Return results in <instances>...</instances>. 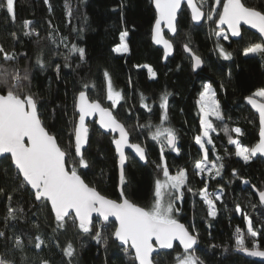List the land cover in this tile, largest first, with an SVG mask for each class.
Wrapping results in <instances>:
<instances>
[{"label":"trees","instance_id":"trees-1","mask_svg":"<svg viewBox=\"0 0 264 264\" xmlns=\"http://www.w3.org/2000/svg\"><path fill=\"white\" fill-rule=\"evenodd\" d=\"M195 1L205 13L211 8L219 12L223 3ZM241 1L247 7L264 11V0ZM14 17L0 9V46L14 56L5 60L4 53H0V70L19 72L21 76L27 71L28 79L21 80L13 90L21 98L31 95L36 100L43 126L66 152L68 169L77 167L89 186L108 199L119 200L117 158L111 135L88 124L83 157L89 166L83 168L76 163L79 159L74 155L73 142L75 101L83 90L91 101L111 109L125 125L131 142L145 148L144 166L128 155L121 184L126 199L148 210L154 203L156 181L164 179L162 168L166 165L170 175L184 170L186 183L182 198L175 201L178 211L174 218L197 235L195 255L203 264H264L237 253L236 244L239 235L249 250L254 241L259 242L258 250H264V209L250 189L264 190V163L259 158L245 163L228 141L237 139L249 148L258 141L257 117L244 104L245 98L255 97L257 90L264 89V58L260 54L243 55L245 47L261 43L255 34L242 29L239 40L217 38V15L196 27L183 8L177 33L171 39L173 57L162 64L161 50L151 44L155 21L151 0H14ZM25 22H30L27 28ZM125 30L129 50L116 53L113 49L121 43L120 35ZM25 32L30 35L25 36ZM218 44L232 53L230 60L219 55ZM73 45L85 49L83 59L78 53L69 52ZM185 45L202 60V67L196 72L183 51ZM38 57L44 67L37 64ZM145 66L153 69L154 78ZM109 79L113 90L122 96L115 107L107 99ZM13 84L15 81L9 78L8 85H0V93L6 94ZM205 85H211L215 92L223 117L213 119L216 131L210 136L213 143L208 150V159L223 164L220 176L199 174L195 169V163L204 155L194 138L201 132L198 97ZM164 94H169L166 120L160 108ZM141 96L145 99L141 100ZM256 98L264 102V98ZM145 103L148 108L143 107ZM225 128L230 136L224 133ZM235 128H240L242 135L233 131ZM158 129L174 131L179 151L168 150L163 136L152 139ZM14 172L9 160L0 161V231L5 233L0 237V258L8 264H135L132 252L113 240V222L103 225L94 220L89 234L82 233L71 222L66 231L57 228L49 205L42 208L27 187L21 189V178L13 180ZM205 188L215 201V218L207 215L208 207L201 199L200 191ZM216 194L221 196L220 200H215ZM237 205L240 212L236 211ZM10 207L16 210V218L6 221ZM245 217L251 218L254 230L261 235L251 237ZM97 231L101 233L100 241L95 238ZM37 236L45 241L39 249L34 246ZM16 237L22 241L20 248L15 247ZM68 243L74 249L72 257L64 253ZM181 254L183 251L175 246L171 251L156 254L153 261L177 264L176 258Z\"/></svg>","mask_w":264,"mask_h":264},{"label":"snow or ice","instance_id":"snow-or-ice-1","mask_svg":"<svg viewBox=\"0 0 264 264\" xmlns=\"http://www.w3.org/2000/svg\"><path fill=\"white\" fill-rule=\"evenodd\" d=\"M156 10V18L154 21L152 40L156 45H162L164 56L167 57L172 50V43L165 39L162 24L173 34L177 32V13L181 10L184 0H153ZM188 8L191 9V20L199 22L205 16L200 7L196 5L194 0H186ZM216 4L220 5L221 0H216ZM0 9L6 10L14 19V0H0ZM213 14L218 16L215 21L217 25H227L232 37L241 36V23L249 25L252 29L257 30L261 37H264V11L255 7H247L241 0H223L222 11L216 12L212 10L207 15L208 20H212ZM30 22H25L24 27H28ZM14 35V34H13ZM25 36L30 35L29 32L24 33ZM217 38L223 37L228 39L227 33L224 31H216ZM128 36L127 30L120 35L121 43L116 46L113 51L116 53L128 52V44L125 38ZM219 55L225 60L232 58V53L227 52L220 44L217 45ZM185 51L192 52V49L185 45ZM70 53H78L80 58L85 56V49L75 45L69 50ZM0 53H4L5 60H12L14 56L5 52L0 46ZM260 54L264 58V43H253L243 49V55ZM68 57L66 56V60ZM194 69L199 68L202 60L199 56L193 54ZM37 64L44 67L43 61L38 57ZM67 66V64L65 65ZM148 72L151 77H155L156 73L150 66ZM59 72V66H57ZM105 76L108 73L105 72ZM9 78L15 81L6 95H0V160H9L10 165L14 167L13 180L22 177L19 187L21 189L30 186L31 195L36 202H39L42 208H47L54 213V221L57 228L67 230V226L71 222L73 226L84 233L89 234L92 227V214L97 213L103 221H108L109 217H115L118 221L113 235L122 245H129L135 250V259L139 264H154L153 253L158 249H173L174 241H178L183 247V254L177 256V264H203V261L195 255L194 246L197 244V235L191 234L189 230L174 218V213L178 211L175 208V201L183 196V186L186 183V173L184 170L179 171L175 175H170L169 169L165 165L162 168L164 179H158L155 183L154 203L148 210L143 207L136 206L128 199H124L122 203L110 200L102 196L94 187L89 186L78 174L77 167L68 169L66 167V152L61 149L54 135L50 134L43 126L38 115V106L36 100L31 95L21 98L13 89L19 87L21 80H27V71L21 76L19 72H8L0 70V85H8ZM87 87V86H85ZM169 94L161 96L160 108L164 110L167 119V108ZM215 92L211 85H206L204 91L200 94V112L202 114L201 128L202 135L195 136V143L203 150V159L195 163V169L199 173H207L212 176L221 175L223 164L218 165L208 162L207 144H212L210 132H215L212 121L209 117L214 116L216 120H223L220 113V106L215 98ZM255 97L264 98V89L257 90ZM107 99L112 102L115 107L122 99L121 93L113 91L111 80L108 81ZM145 98L141 96V100ZM248 103L252 105L259 113L260 118V139L254 147H245L237 139H229V143L235 145V155L240 157L245 163L255 157L258 153L264 156V103L258 102L252 97L247 98ZM143 107L148 108L145 103ZM75 108L78 111V124L75 126V150L74 155L79 157L76 162L78 166L87 168L89 165L83 157L82 148L88 141L89 129L86 126V117L93 115L99 116V124L103 129L110 130L112 133H119V138L114 139L115 151L119 156V164L121 166V183H124V165L126 162L125 148L134 150L140 161L146 162V151L139 143L129 142V133L125 129V125L118 121L116 116L106 108L101 107L100 103L92 102L81 90L75 101ZM150 110V109H149ZM225 133L229 130L224 129ZM237 134H241L240 128L233 129ZM163 136L164 142L174 151L176 148V135L171 129H158L153 135V140H159ZM27 140V143L25 142ZM164 144H161L163 151ZM5 154H10L6 156ZM159 167V165H158ZM7 170L5 169V172ZM247 183V181H245ZM191 191V189H189ZM203 202L207 205V215L215 218L217 216V208L215 201L211 198L207 189L200 191ZM11 201L12 197H8ZM221 196L216 195L215 200H220ZM259 201L264 204V190L259 191ZM15 211L11 207L8 209V218L15 219ZM236 211L240 212L239 205ZM74 213V217H73ZM247 221V232L251 237L256 238L261 233L254 230L251 218L245 217ZM78 221V225L76 222ZM36 227H39L36 225ZM56 228L53 229V232ZM237 233L240 229L237 228ZM5 233L0 231V237H4ZM97 241L101 240V233L97 231L95 234ZM35 247L41 248L45 241L39 236L36 238ZM31 242V241H30ZM107 243V239H104ZM238 251L245 253L251 257H264V250H258L259 242L254 241L253 249L244 246V240L237 236ZM15 247H22V241L19 237L15 238ZM64 253L68 257H72L74 249L71 243H68L64 249ZM0 264H8L4 259L0 258ZM42 264H48L42 261Z\"/></svg>","mask_w":264,"mask_h":264},{"label":"water","instance_id":"water-1","mask_svg":"<svg viewBox=\"0 0 264 264\" xmlns=\"http://www.w3.org/2000/svg\"><path fill=\"white\" fill-rule=\"evenodd\" d=\"M194 2L196 3V1L194 0ZM242 2V1H241ZM151 4H152V8H153V10H154V12H155V18H156V10H155V5H154V2H153V0H151ZM196 5H197V3H196ZM198 6V5H197ZM199 7V6H198ZM183 8H185L186 9V11L188 12V14H189V17H190V21H191V23L194 25V26H196V27H198V26H200V25H202V23L205 21V18H206V13L201 9V11L202 12H204L205 13V16L201 19V21H199V22H194V21H192L191 20V9L190 8H188V6H187V3H186V0H184V2H182V5H181V10L180 11H178V13H177V22H178V16H179V14L181 13V11H182V9ZM220 11H222V6H221V9H220ZM216 20H218V17H217V19ZM153 26H154V23H153ZM153 26H152V29H151V44L154 46V47H156L157 49H159V50H161V52H162V64H166V62L170 59V58H172L173 57V54H174V46L172 47V50L170 51V53H169V55L167 56V57H165L164 56V50H163V46L162 45H156L155 43H154V41L152 40V32H153ZM215 26H216V28L218 29V30H224L225 31V33H227V35H228V38L230 39V40H232V41H236V40H239L240 38H241V36L240 37H232V35H231V32H230V30H228V28H227V25H217V23H215ZM241 28H244V29H246V30H248V31H250V32H252L253 34H255L261 41H262V43H264V37H261L260 36V34L257 32V30H255V29H252L249 25H245V24H243V23H241ZM162 31H163V34H164V37H165V39H168L169 41H170V43H172L171 42V39L172 38H174L175 37V35H176V33L175 34H173V33H171L167 28H166V26H164L163 24H162ZM172 45H173V43H172ZM183 51H184V53L191 59V62H192V70H193V72H196L198 69H200L201 67H202V65H203V63L201 64V66L199 67V68H195L194 69V67H193V65H194V61L192 60V56H193V53L192 52H188V51H185V46L183 47ZM7 94V93H6ZM6 94H1L0 93V95H6ZM87 95V94H86ZM78 96V95H77ZM88 97V96H87ZM77 98V97H76ZM248 98V97H247ZM247 98H245L244 99V104L249 108V110L257 117V123H258V141L256 142V143H258L259 142V139H260V135H259V133H260V118H259V113H258V111L255 109V108H253L252 107V105L251 104H249L248 103V100H247ZM253 99H255V100H257L258 102H261L260 100H258L257 98H255V97H252ZM90 100V99H89ZM91 101V100H90ZM92 102H97V101H92ZM99 103V102H98ZM263 103V102H262ZM101 105V104H100ZM101 107H103V108H105L103 105H101ZM106 109H108L109 111H111L112 112V110L111 109H109V108H106ZM75 113H76V116H77V118H76V124H75V126L78 124V111H77V109L75 108ZM88 124H94L95 126H96V128L102 133V134H104V135H111L114 139H116V138H119V133L117 132V133H112L110 130H106V129H103L101 126H100V124H99V116L98 115H93V116H90V117H86V126L88 127ZM127 131V130H126ZM128 132V131H127ZM114 141V140H113ZM25 142L27 143V140L25 139ZM73 142H74V150H75V127H74V137H73ZM129 142L130 143H133V142H131V139H130V135H129ZM255 143V144H256ZM87 144H88V141H87V143L83 146V148H82V153L84 152V150L86 149V147H87ZM255 144L252 146V147H254L255 146ZM112 147H113V150H114V154H115V156H116V158H117V172H118V194H119V200L118 201H116V202H118V203H122L123 202V200L124 199H126L125 198V196L123 195V193H122V190H121V180H120V176H121V166H120V164H119V156H118V154L116 153V151H115V145H114V143L112 142ZM141 147H143V146H141ZM167 148H168V150H172L171 148H169L168 146H167ZM125 153H126V162H125V165H124V169H125V167H126V164H127V158H128V155H130L131 157H133L138 163H140L141 165H146V163H147V158H146V162L145 161H140L139 160V158H138V156L134 153V150H132V149H128V148H125ZM6 156H9L10 157V154H5ZM76 158H78L79 159V157H77L76 156ZM256 158H259V159H261L262 161H263V163H264V156H261L259 153L255 156V157H253L252 159H256ZM1 161V160H0ZM13 167V166H12ZM67 167V166H66ZM13 169H14V167H13ZM124 169H123V171H124ZM21 178V180H22V177H20ZM27 188L29 189V191L31 192L32 190L30 189V186H27ZM250 189H251V192L253 193V195L255 196V198H256V200H257V202H258V204L264 209V204H261L260 203V201H259V191L256 189V188H254V187H250ZM103 196V195H102ZM105 197V196H104ZM106 198V197H105ZM108 199V198H107ZM111 200V199H110ZM115 201V200H114ZM130 201V200H129ZM131 202V201H130ZM131 203H133V202H131ZM136 205V204H135ZM136 206H138V205H136ZM140 207V206H139ZM49 208H50V204H49ZM52 215L54 216V213H52ZM73 217H74V213H73ZM94 220H98L100 223H102V224H106V223H108V222H113L114 223V225H115V229H116V227H118V221H116V219H115V217H109V220L108 221H103V218L102 217H99L98 216V214L97 213H93L92 214V224H93V221ZM180 222V221H179ZM77 223H78V221H77ZM181 223V222H180ZM183 224V223H182ZM184 225V224H183ZM185 226V225H184ZM186 227V226H185ZM187 228V227H186ZM115 229H114V231H115ZM114 233V232H113ZM113 240L117 243V245L118 246H120V247H122V248H124V249H129L131 252H132V255H133V258H134V261H135V264H139V261L138 260H136L135 259V250L134 249H132L131 247H130V244L129 245H122L119 241H117L116 239H115V237H114V235H113ZM174 243V247L175 246H177L180 250H182L183 251V247L181 246V245H179V242L178 241H174L173 242ZM197 245V244H196ZM196 245L194 246V249H195V247H196ZM154 247H156L157 249H158V251L157 252H154L153 253V258H154V256L156 255V254H158V253H161V252H168V251H171L172 249H159L158 248V246H156L155 244H154ZM173 247V248H174ZM237 253H239V254H241L243 257H245L246 259H249V260H253V261H258V262H264V257H251V256H248V255H246L245 253H243V252H241V251H238Z\"/></svg>","mask_w":264,"mask_h":264},{"label":"rangeland","instance_id":"rangeland-1","mask_svg":"<svg viewBox=\"0 0 264 264\" xmlns=\"http://www.w3.org/2000/svg\"><path fill=\"white\" fill-rule=\"evenodd\" d=\"M214 8H211V9H207L206 10V18H205V20L206 21H208V19H207V15L210 13V12H212V10H213ZM213 16H214V14H213ZM210 21V20H209ZM251 55V54H250ZM206 86V85H205ZM204 86V87H205ZM113 91H115V90H113ZM203 91H204V89H203ZM202 91V92H203ZM107 95H108V90H107ZM256 98V97H255ZM258 99V98H257ZM199 100H200V95H199V97H198V102H199ZM259 100V99H258ZM109 102L111 103V105H112V102L109 100ZM113 107V106H112ZM198 108H199V111H200V105H199V103H198ZM209 119L212 121V123H213V119H215V117L214 116H211V117H209ZM201 120H202V114H201V112H200V122H201ZM212 133H214V132H210V136H211V134ZM224 133H225V131H224ZM227 134V136H230V133H226ZM236 134V133H235ZM199 135H202V128H201V132H200V134ZM232 135V134H231ZM229 139H233V138H229ZM229 141V140H228ZM231 145H233V144H231ZM198 147H199V145H197ZM210 146H211V144H207L206 143V148L209 150V148H210ZM234 146V148H235V145H233ZM200 148V147H199ZM202 152H203V150H201ZM204 154V153H203ZM208 162H209V164H211V163H213L214 161L213 160H211V159H208ZM199 174H205V175H208L207 173H199ZM173 175H175V174H173ZM216 195H219V194H216ZM93 223H94V221H93ZM102 224V223H101ZM104 225V224H103Z\"/></svg>","mask_w":264,"mask_h":264},{"label":"flooded vegetation","instance_id":"flooded-vegetation-1","mask_svg":"<svg viewBox=\"0 0 264 264\" xmlns=\"http://www.w3.org/2000/svg\"><path fill=\"white\" fill-rule=\"evenodd\" d=\"M242 29H244V28H241V32H242ZM244 30H246V29H244ZM224 31V30H223ZM225 32V31H224ZM261 43H262V41H261ZM262 102V101H261ZM264 103V102H263Z\"/></svg>","mask_w":264,"mask_h":264}]
</instances>
